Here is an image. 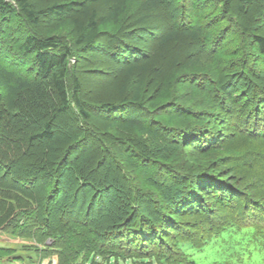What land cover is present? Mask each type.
<instances>
[{"label":"rangeland","instance_id":"1","mask_svg":"<svg viewBox=\"0 0 264 264\" xmlns=\"http://www.w3.org/2000/svg\"><path fill=\"white\" fill-rule=\"evenodd\" d=\"M6 1L11 4L13 11L0 20V61L23 77H35L36 64L33 57L20 51L19 46L24 37L33 32L44 35L56 29L60 30L62 23L67 25L71 16L69 14L43 15L40 16L39 23L34 25L18 11V0ZM53 1L68 0H30L37 9H43ZM79 1L82 6L96 10L99 33L90 45H76L69 36H66L64 40L71 48L69 75L78 79L79 96L86 110L91 113L90 128L98 131L96 135L89 131L90 138L80 145L79 143L75 145L72 152L68 154L67 164L69 165L65 171L61 172L60 185L64 187L63 193L66 191L65 195L69 198L67 200L64 196L65 199H63V193H61L62 198H59L58 192L56 196H52L51 205L54 211L60 212L64 209L62 211L64 214L69 210V207L65 209L68 206V204L65 206V203L68 202L69 206L73 207L74 214L81 213L84 220L99 217L101 214L116 213L118 210L116 196L123 194L121 191L125 190V187L117 180L119 174L117 161H120L122 165L124 162L126 165V171H122L121 175L126 176L127 182L130 184L132 182V185L135 184L140 187L141 191L147 192L145 198L142 196L143 201L140 207L150 216L155 215L152 213L156 204L164 205L165 203L164 196L159 193L160 188L157 186H163L167 192L169 187H173L178 182L175 179L177 177L171 176L173 174H169V171L155 169L152 165L153 161L156 167L165 164L169 167L168 170L174 171L172 169L176 168V173L188 169H194L193 172H196L200 169L202 173L200 178L213 179L222 185L235 183L237 191L242 189L249 194L256 195V189L264 187L261 173V169H264V151L237 155L238 149H221L219 153L203 159L198 154L199 150L195 148L198 136L191 134L183 138L182 134L185 131L206 126L208 131L213 129L218 131V137L214 140L225 137L227 128H224V124L221 122L209 124L205 116L208 111L213 110L210 117L214 114L215 119L218 118L220 121L227 118V115H221V112L215 114L218 110L215 107L217 97L214 96L211 99L209 96L217 85L222 92L231 94L237 86H241L239 84H243V81L247 79L252 81H248L249 85L259 87V83L264 88V60L258 52L253 37L255 34L264 36V0L244 2L243 10L239 8L240 0H231L225 8L226 11H222L224 3L220 4L219 0L216 2L213 0H155L156 7L152 9L144 8L146 0H131L126 3L117 20L109 16L113 7L110 0ZM79 16L81 13L76 15V17ZM172 29L177 30V39L160 48L158 46L160 41ZM191 32L195 34V38L191 37L189 34ZM197 57L201 59L200 64H191V60ZM144 61L147 63L150 61L146 69L143 70L137 66L138 68H133L126 73V68L131 64L139 65ZM71 77L68 76L69 96L72 93ZM139 86L144 97L143 111L127 109L118 113L113 108H109L97 112L98 105L108 102L117 105L123 97H129ZM245 89L244 87L243 91ZM155 102L158 104L153 107L152 103ZM258 106H262L261 102H258ZM70 111V114L58 116L52 142L59 141L71 128L69 125L77 127V120L81 122L74 106L71 105ZM255 112L263 116L260 110ZM149 114L151 116L147 117ZM261 116L258 121H255L253 117L249 118L248 123L254 124L257 128L259 126L261 129L262 125L264 127V116ZM129 120L136 127H125L124 123ZM151 121L154 127L162 131L158 133L157 130V134L155 132L147 134L143 131L140 126L141 122L152 126ZM111 123L113 124L109 130H105V127ZM86 126L84 123L79 129H87ZM163 131L171 133L173 140L160 139L161 136L168 138V134ZM172 133L176 136L174 137ZM183 139H188L187 143L192 148L180 143ZM255 140L264 148V139L255 138ZM210 141H213V137ZM52 142L43 140L34 142L33 153L27 154L25 158L17 162V165L23 166L27 157L33 154L36 156L45 146L52 145ZM129 143L135 145L136 149H141L144 155L146 153L148 161L131 153L128 148ZM90 154H94L95 159L101 154V157H97L98 162L94 166L93 173L86 176L89 181L94 180L91 176L105 180L106 184L102 183L100 192L93 190L90 184L75 189L67 179L66 171L71 169L72 164L77 163L81 156L86 158ZM144 164L147 166L151 164L147 167L149 172L155 171L154 179L151 180L153 184L148 181L140 169ZM233 169L236 172L227 177V173ZM215 170L218 171L215 174L216 177L213 175ZM253 171L257 173V178L252 177ZM106 173H108V178L104 177ZM178 177L180 180L184 178L180 175ZM42 178L43 180L40 181L46 185H53L54 181ZM0 179L2 182L12 180L3 176L2 169H0ZM154 182L160 184L155 185ZM37 184L40 185L41 182ZM202 188L204 190L205 187ZM218 189L211 188L212 192L208 193L200 191L197 195H201L207 202H210V198ZM1 191L5 197H21L11 190L2 188ZM72 192L77 195H71ZM148 198L151 199L148 200ZM180 203L178 206L181 207L189 205L188 201ZM18 204L23 205L24 202L18 201ZM12 205L15 206L16 203L13 201ZM216 208L212 210L211 217L204 216V214L194 215L199 218L195 228H190L193 224L187 222L190 218L187 213L183 218V214H175L171 208L167 214L171 216L168 221L170 224L157 229L159 232L156 231L158 233L155 236L156 241L163 242V250L169 254L175 253L171 244L177 239L178 234L182 235L179 237L181 239L192 238L199 243V238L203 233L207 235L212 231L213 221L219 224L221 223L219 220L224 221L223 218L229 216L226 207L216 206ZM175 226H178V230H175ZM12 230L10 226L0 227V264H55L57 262L55 252L48 250L51 239H46V237L50 236L46 235L45 241L39 243L33 238L17 236L12 233ZM113 249L116 250L114 254L132 255L125 259L118 257L117 260L112 256L110 262L103 260L107 258L97 257L91 264H156L154 258L149 257L146 260L148 255H144V251L137 248L134 243L132 246L122 244L121 247H113ZM129 251L131 252L128 254ZM141 253L143 255L139 256L138 254ZM141 256L144 259H140ZM132 257L135 258L131 259ZM85 264H90V258Z\"/></svg>","mask_w":264,"mask_h":264},{"label":"trees","instance_id":"2","mask_svg":"<svg viewBox=\"0 0 264 264\" xmlns=\"http://www.w3.org/2000/svg\"><path fill=\"white\" fill-rule=\"evenodd\" d=\"M129 1L131 0H110L113 7L109 16L117 20ZM230 1L219 0L220 4L224 3L222 11H226L225 8L228 7ZM154 2L155 0H146L144 8L156 7ZM244 2L250 3L249 0H240V10H243ZM17 7L18 11L34 25L39 23L43 15L48 14L57 16L69 14L71 18L67 25L62 23L60 30L56 29L44 35L33 32L24 37L19 46L20 51L33 57L36 64L35 77H23L0 61V169H2L4 177L13 180L2 182L0 179V227L10 226L13 228L12 233L17 236L33 238L39 243L45 241L46 235L50 236L46 239H51L48 250L55 252L57 256L55 264H85L89 258L91 264L95 262L97 257L107 258L103 260L108 262L112 256L115 257V260L118 257L130 258L132 254L130 256L125 255L121 251L119 252L121 254H114L116 250L113 247L118 248L122 244L132 246L133 243L141 251H144V255H148V257L145 256L146 260L149 257L154 258L156 264H264V187L256 189V195L249 194L242 189L237 191L235 183L222 185L213 179L200 178L202 174L200 169L196 172H193L194 169H188L176 173V168L170 167L174 171L168 170L169 167L165 164L156 167V163L153 161L152 165L155 169L169 171V174H173L171 176L177 177L175 179L178 182L174 185L175 187H169L168 193L163 186L158 185L160 183L154 182L160 188L159 193L163 194L165 203L164 205L156 204L152 213L155 215L150 216L144 213L140 207L141 201H143L142 196L145 198L147 192L141 191L140 187L135 184L132 185V182L131 184L127 182L126 176L121 175L126 171V165L124 162L122 165L120 161H117L116 166L119 172L117 180L125 187V192L121 191L123 194L116 196L118 203H116L118 205L116 213L101 214L99 217L84 220L81 213L74 214L73 207L69 206L67 202L65 206L67 204L68 206L65 209L69 207V210L65 211L64 214L62 212L64 209L60 211L62 213L55 210L56 215H54L55 211L51 205L52 196H56L58 192V197L62 198L61 193H63L64 187L62 188L60 185V177L62 176L61 172L65 171L69 165L67 164L68 154L72 152L75 145L78 143L80 145L90 138L89 131L95 135L98 131L90 128L91 113L86 110V106L79 96L80 84L78 79L69 75L71 48L65 40L66 36H69L76 45L92 44L99 33L98 15L95 9L82 6L79 0L53 1L43 9H37L30 0H18ZM12 11L13 7L8 1L0 0V20ZM80 13L81 16L76 17ZM176 34L177 30L175 29L168 31L158 46L163 48L167 43L176 40ZM189 34L195 38L193 32ZM253 37L258 52L264 60V36L255 34ZM197 58L191 60V64H200L201 59ZM149 63L144 61L139 65L137 63L131 64L126 68V73L137 66L144 70L147 68L146 66H149ZM68 76L71 77V96L68 93ZM248 81L247 79L243 81V84H239L241 86H237L232 94L222 92L217 85L209 95L211 99L214 96L217 97L215 107L219 111L217 110L215 114L221 112L220 114L227 115V118L220 121L218 118L215 119L214 114L210 117L213 110L208 111L205 116L209 124H217L218 122L224 124V128H227V134L224 135V138L214 140L218 137V131L215 129H213L215 131H208L206 126L190 129L191 131H185L182 134L183 138H187L191 134L198 136L195 148L199 150L198 154L203 159L219 153L221 149H238L237 155L264 151L261 144L255 140V138L264 139L263 125L259 129V126L257 128L254 124L248 123L249 118L252 117L255 118V121L259 120L261 114L258 115L256 110L257 112L260 110L264 116V88L259 83V87L249 85ZM244 87L246 89L243 91ZM1 92L3 93L1 94ZM143 98L139 86L129 97H123L117 105L109 102L102 103L97 106L96 110L102 112L113 108L118 113L127 109L143 111ZM258 102H261L262 106L257 107ZM157 104L156 102L152 103V106H157ZM71 105L77 109V117L81 122L77 120V127L69 125L70 130L68 129V132L59 141L52 142L58 116L70 114ZM84 123L87 125V129L80 130V125L82 126ZM112 124H108L105 130H109ZM124 124L128 128L136 127L130 120ZM140 126L147 134L156 133L158 130L154 127V123L150 126L141 122ZM160 131L162 130H158V133ZM165 133L168 134V138L160 134L161 137L159 138L173 140L171 133ZM172 134L174 137L176 136L175 133ZM212 137L213 141H210ZM41 140L52 142V145L45 146L36 156L33 154L31 157H27L24 165L18 166V161L25 158L27 154L33 153L34 142ZM187 140H180V143L188 145ZM105 146L107 148V145ZM188 146L192 148L190 145ZM128 148L136 157L148 161L146 153L144 155L140 149L143 152L141 153L132 143ZM105 155L107 156V154ZM97 157H101V154ZM97 157L95 159L94 154H90L86 158L81 156L80 160L72 164L71 169L66 171L67 179L75 189L90 184L93 190L100 192L101 186L106 184L103 178L91 176L94 180L90 179V181L86 178L93 173L94 166L98 162ZM141 166L143 168H140ZM141 166L139 165V168L151 182L154 179L155 171L149 172L147 164ZM218 168L217 170H219ZM217 170H215L214 176L218 172ZM261 170L264 180V169ZM235 172L233 169L226 176L228 177ZM107 174H104L105 178H108ZM178 175L184 177L183 180H180ZM251 175L257 178L255 171ZM42 177L54 181L53 185L48 186L40 181L43 180ZM37 182H41V184L38 185ZM208 185L211 187H206ZM105 186L107 187V185ZM203 186L205 187L204 190ZM215 187L219 189L210 198V202H207L201 195H197V192L200 191L212 192L211 188ZM2 188L11 190L21 197H5L1 191ZM65 194L66 191L62 195L63 199L65 196L68 200L69 197ZM70 194L77 195L75 192ZM13 201L16 203L15 206L12 205ZM18 201L24 202V204L20 205ZM181 201H188L189 205L178 206ZM216 206L226 207L229 216L223 218L224 221L219 220L221 222L219 224L217 221H213L211 223L212 231L207 235L203 233L202 237L199 238V243L192 238L184 237L181 239L179 237L182 235L178 234L177 239L171 244L175 253L169 254L163 250V242L156 241L155 236L159 232L157 229L170 224L168 221L171 216L167 214L171 208L173 213L183 214V218L187 213L190 216L187 222L193 224L190 228H195L199 218L194 215L204 214V216L211 217L212 210L217 209ZM178 226L174 227L175 230H178ZM140 259H144L143 256Z\"/></svg>","mask_w":264,"mask_h":264}]
</instances>
